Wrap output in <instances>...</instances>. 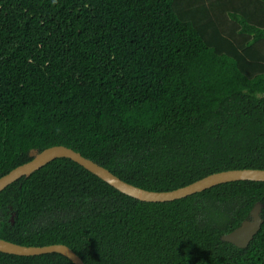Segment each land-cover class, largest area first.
<instances>
[{
    "label": "trees",
    "instance_id": "trees-1",
    "mask_svg": "<svg viewBox=\"0 0 264 264\" xmlns=\"http://www.w3.org/2000/svg\"><path fill=\"white\" fill-rule=\"evenodd\" d=\"M53 145L154 191L264 169V0H0V177ZM256 202L249 244L221 241ZM0 238L84 264H264V181L146 202L56 158L0 192Z\"/></svg>",
    "mask_w": 264,
    "mask_h": 264
},
{
    "label": "water",
    "instance_id": "water-1",
    "mask_svg": "<svg viewBox=\"0 0 264 264\" xmlns=\"http://www.w3.org/2000/svg\"><path fill=\"white\" fill-rule=\"evenodd\" d=\"M29 156L31 157L29 161L18 165L0 177V192L17 179L23 176L28 177L50 161L62 157L75 161L118 191L146 202H165L180 199L225 182L238 180L264 181V169H229L208 174L190 184L173 190L154 191L133 185L121 179L104 166L65 145H53L41 151L32 149L29 152ZM261 209V202H256L250 210L249 217L244 219L241 224L232 231L221 235V241L229 242L239 248H245L261 227L263 222ZM11 220L13 222V218H11ZM0 252L21 256L57 252L66 256L74 264H84L80 256L65 244H50L42 246L21 245L0 238Z\"/></svg>",
    "mask_w": 264,
    "mask_h": 264
}]
</instances>
